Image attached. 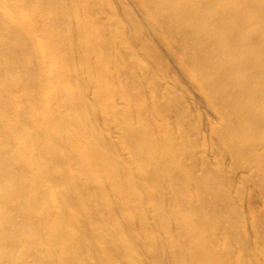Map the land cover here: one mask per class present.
<instances>
[{
	"label": "bare ground",
	"instance_id": "1",
	"mask_svg": "<svg viewBox=\"0 0 264 264\" xmlns=\"http://www.w3.org/2000/svg\"><path fill=\"white\" fill-rule=\"evenodd\" d=\"M0 264H264V0H0Z\"/></svg>",
	"mask_w": 264,
	"mask_h": 264
}]
</instances>
